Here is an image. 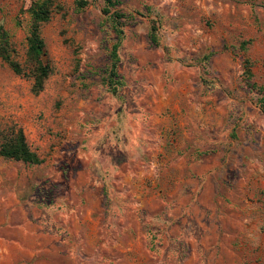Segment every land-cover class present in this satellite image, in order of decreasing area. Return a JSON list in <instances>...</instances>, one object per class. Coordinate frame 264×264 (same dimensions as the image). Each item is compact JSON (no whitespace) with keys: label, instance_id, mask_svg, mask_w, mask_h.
<instances>
[{"label":"rangeland","instance_id":"obj_1","mask_svg":"<svg viewBox=\"0 0 264 264\" xmlns=\"http://www.w3.org/2000/svg\"><path fill=\"white\" fill-rule=\"evenodd\" d=\"M76 1L41 94L0 60V124L43 160H0V264H264V0H119L116 95L104 3ZM31 2L0 0L22 64Z\"/></svg>","mask_w":264,"mask_h":264},{"label":"trees","instance_id":"obj_2","mask_svg":"<svg viewBox=\"0 0 264 264\" xmlns=\"http://www.w3.org/2000/svg\"><path fill=\"white\" fill-rule=\"evenodd\" d=\"M104 3L103 13L108 16L112 23L114 32L117 34V43L113 46L110 58V72L106 78V86L116 95L119 86L122 85L119 74V48L124 38V28L135 19L133 14H126L118 10L119 0H102ZM88 0H77L76 6L83 10L89 6ZM61 11L62 7L57 5L56 0H32L28 10L30 15L29 30L27 36L26 59L24 64L16 58L17 49L12 35L3 25H0V60L18 76L25 77L32 82V92L35 95L41 94L46 82L53 74V67L48 60L46 42L42 36L43 27L48 24L55 10ZM151 42L158 44V27L156 21L152 22L150 30ZM250 42H244L241 50H247ZM245 79L250 86L257 87L253 83L252 62H245ZM0 160L23 162L29 165H40L43 160L32 150L28 143L24 130L17 126L4 128L0 124Z\"/></svg>","mask_w":264,"mask_h":264}]
</instances>
